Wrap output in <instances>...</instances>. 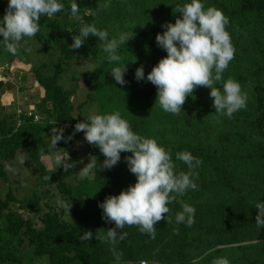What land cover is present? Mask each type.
<instances>
[{
    "label": "trees",
    "instance_id": "obj_1",
    "mask_svg": "<svg viewBox=\"0 0 264 264\" xmlns=\"http://www.w3.org/2000/svg\"><path fill=\"white\" fill-rule=\"evenodd\" d=\"M58 2L65 5L64 0ZM75 2L79 6L78 17L67 19L65 24L58 20L65 10L51 18L41 17L40 31L32 37L45 38L58 50L57 64L50 74L42 73L45 63L31 67L43 90L39 103L30 109V114L26 110L5 112L0 106V180L6 178L4 162L17 150H23L36 168V185L47 187L44 194H49L48 188L52 187L59 193V200L71 202L72 206L69 213L49 206L38 214L40 225L34 227L11 208L16 199L8 188L0 197V264H18V249L23 243L33 257H44L46 264L115 263L109 244L95 237L81 241L80 237L85 231L95 235L97 229L115 227L114 222L105 223L101 219L103 210L98 203L136 182L125 160L132 154L121 152L120 161L111 169H94L91 177L83 180L75 175L74 142L84 139V134H73L74 126L86 119L80 113H72L73 89L61 87L56 81L62 63L71 59L90 60L94 67L106 56L98 38L92 36L79 49H69L72 36L79 35L86 24L106 29L110 39L121 32H133L134 37L118 50L122 57L119 65L125 63L127 67L124 76L127 83L117 84L109 73L117 64L104 60L83 78L87 87L85 102L95 99L101 115L118 111L133 132L155 139L171 153L177 173L188 170L176 160L177 152L188 151L202 161L196 170L198 179L194 181L198 190L189 189L168 205L171 211L155 225L154 239L141 233L138 226L123 229L127 236L117 245L123 252L122 263L148 260L149 264H212L214 259L226 257L230 264H264V228L258 230L255 224L258 211L255 204L264 202V0H202L205 7H215L229 19L226 31L235 53L223 79L238 81L248 95L246 109L234 113L231 119L227 116L217 119L207 87L194 88L181 113L173 115L155 103L157 90L152 83L134 78L137 67L143 66L146 77L167 55L157 46L155 37L165 31L162 25L174 24L181 18L175 12L176 5L190 0H110V8L95 15L98 5L106 0ZM65 6L70 9V3ZM6 8L0 3V19ZM133 10L148 14L150 21L137 20ZM55 30L57 35L43 32ZM27 39L30 38L21 43ZM6 83L0 81V92ZM222 83L215 85L221 91ZM53 129H62L63 136L71 135L72 139L61 140L57 148H52ZM85 143L88 160L97 159L98 165L102 164L104 157L100 150ZM64 150L68 154L64 159L65 170L45 169L40 160L42 154ZM46 175L50 180L44 179ZM69 180L77 188L73 189ZM32 198L37 199L35 192ZM35 202L30 198L21 206L31 208ZM184 203L196 210L191 227L174 221L175 213L182 210ZM168 216L173 217V223L166 222ZM175 228H179V235L173 233Z\"/></svg>",
    "mask_w": 264,
    "mask_h": 264
},
{
    "label": "clouds",
    "instance_id": "obj_2",
    "mask_svg": "<svg viewBox=\"0 0 264 264\" xmlns=\"http://www.w3.org/2000/svg\"><path fill=\"white\" fill-rule=\"evenodd\" d=\"M110 6V0H106L104 4L98 5L97 12L93 15L106 11ZM64 10L65 5L58 0H8L3 18L0 19V36L3 37L6 51L17 55L22 40L32 38L40 31L41 17L51 18ZM175 12L180 13L181 18L176 19L174 24L162 25L165 31L155 37L157 46L165 50L167 55L152 67L146 77L143 66L137 67L134 78L152 83L157 90L155 103L163 111L173 115L181 113L186 97L193 93L194 88L207 87L210 89L209 95L217 119L224 116L231 119L234 113L246 109L248 95L238 81L232 78L226 81L223 79V73L234 59L235 53L230 34L226 31L229 19L217 8L205 7L202 0H190L182 6L178 4ZM78 13V4L75 0H70V14L77 17ZM89 36L98 38V44L106 54L93 67V71L104 60L108 63L115 62L117 66L111 68L109 73L117 84L125 85L127 67L125 63L119 65L122 57L118 50L134 37V33L121 32L110 39L106 29L101 30L94 24H86L80 28L79 35L72 36L69 49H79ZM222 81L221 91L215 85ZM78 132H83L85 141L97 147L104 157L102 164L98 165L95 159L82 167L77 172L81 180L88 177L94 169H111L120 161L121 152L132 154L126 156L125 160L128 170L135 175L136 182L118 195L107 196L98 203V207L103 210L101 219L105 223L114 222L115 227L97 229L95 235L92 231H85L80 237L81 241H89L95 237L101 243L109 244L115 264H122L123 252L118 250L117 245L127 236L123 229L126 226H138L141 233L154 239L155 225L165 220L166 214L171 211L168 205L189 189L198 190L194 181L198 179L196 170L202 161L188 151L177 152L176 160L181 161L188 169L186 172L177 173L171 153L158 145L155 139L133 132L118 111L89 116L87 120L74 126L73 134ZM51 137L52 148H57V143L61 140L67 142L72 139L71 135L64 137L62 129H53ZM24 161L21 158L18 162L23 164ZM55 165L56 168L64 169L60 156L55 158ZM44 179L50 180V176L46 175ZM57 204L68 213L72 206L71 202L63 200H58ZM255 208L258 210L255 224L260 230L264 228V202H257ZM181 209L174 215L175 223L191 227L195 223V208L184 203ZM166 222L173 223V217L168 216ZM173 233L179 235V228L173 229ZM140 264H147V261H141ZM212 264L230 262L226 257H219Z\"/></svg>",
    "mask_w": 264,
    "mask_h": 264
},
{
    "label": "rangeland",
    "instance_id": "obj_3",
    "mask_svg": "<svg viewBox=\"0 0 264 264\" xmlns=\"http://www.w3.org/2000/svg\"><path fill=\"white\" fill-rule=\"evenodd\" d=\"M64 2L67 5L70 3V0H64ZM0 3L2 6L7 7L8 0H1ZM67 8L68 6H65L64 16L58 19L62 24L67 23L66 20L71 17L75 18L70 14V9ZM131 12L135 14L137 20L150 21L147 16L148 14H146V17L135 10ZM43 32L46 35H57V30ZM57 54L58 50L56 47L52 43L47 42L45 38H30L21 43L17 55H12L6 51L0 36V81L10 82L13 85L12 95H1L0 106L5 112L32 110L39 103L43 90L35 81L31 67L45 63V67H42V73L50 74L57 64ZM92 69L93 62L90 60L71 59L61 64L60 72L56 79L61 87L73 89L71 102L74 108L72 113H80L86 120L89 116L101 115L98 112V102L95 99L85 102L87 100L85 97L87 87L83 83V78ZM74 143L76 152L74 154L73 167L76 171L74 174L78 175L77 172L89 162L87 157L89 150L84 139L75 140ZM57 156H60L64 162L68 154L66 150L62 153L52 152L42 154L40 160L45 169L50 170L56 167L55 158ZM21 158L25 159L23 164L18 162ZM3 166L6 171V178L5 180H0V197H3L9 188L16 199V201L11 203V208L17 210L22 218L28 219L30 225L34 227L39 226L40 223L37 216L46 211L49 206H53V209L56 211L62 209L60 210L62 213H67L66 209L58 206L57 201L60 196L55 189L49 187V194H44L43 192L47 187L36 185V168L28 160L23 150H17L7 162H4ZM91 175L88 177H91ZM69 183H71L74 189L75 182L69 180ZM33 192H35L37 199L32 198ZM30 198L36 201L33 207L25 208L21 206ZM18 255L20 258L18 264H46L44 257H33L30 249L24 243L19 247Z\"/></svg>",
    "mask_w": 264,
    "mask_h": 264
},
{
    "label": "crops",
    "instance_id": "obj_4",
    "mask_svg": "<svg viewBox=\"0 0 264 264\" xmlns=\"http://www.w3.org/2000/svg\"><path fill=\"white\" fill-rule=\"evenodd\" d=\"M6 85V86H5ZM3 87V90L0 92V99H1V95H12V91H13V85L10 82H7Z\"/></svg>",
    "mask_w": 264,
    "mask_h": 264
},
{
    "label": "built area",
    "instance_id": "obj_5",
    "mask_svg": "<svg viewBox=\"0 0 264 264\" xmlns=\"http://www.w3.org/2000/svg\"><path fill=\"white\" fill-rule=\"evenodd\" d=\"M27 114H30V109L29 110H27V112H26ZM141 261H144V260H139V261H137V262H134V263H129V264H140V262ZM148 264V263H147Z\"/></svg>",
    "mask_w": 264,
    "mask_h": 264
}]
</instances>
